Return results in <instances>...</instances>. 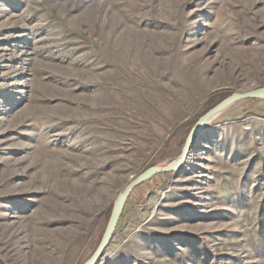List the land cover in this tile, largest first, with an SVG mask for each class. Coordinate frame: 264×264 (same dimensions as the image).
Instances as JSON below:
<instances>
[{
    "label": "rangeland",
    "instance_id": "1",
    "mask_svg": "<svg viewBox=\"0 0 264 264\" xmlns=\"http://www.w3.org/2000/svg\"><path fill=\"white\" fill-rule=\"evenodd\" d=\"M260 88L264 0H0V261L84 264L208 97ZM169 173L96 264H264L263 99L213 117Z\"/></svg>",
    "mask_w": 264,
    "mask_h": 264
},
{
    "label": "water",
    "instance_id": "2",
    "mask_svg": "<svg viewBox=\"0 0 264 264\" xmlns=\"http://www.w3.org/2000/svg\"><path fill=\"white\" fill-rule=\"evenodd\" d=\"M247 99H263L264 100V88L252 90L243 94L234 93L212 108L210 111L206 112L203 116H201L193 128L191 129L189 136L186 140L185 147L183 150V154L180 160L169 164L166 167H151L142 174H140L137 178H135L129 185L124 189L122 193H120L115 201L113 202V206L111 209V213L102 235L101 241L92 255V257L86 261L84 264H96L100 256L103 254L107 246L109 245L113 234L116 231L117 225L120 221L123 209L126 205L128 198L130 197L132 191L138 187L140 184L152 179L158 174L169 173L175 171L178 166L182 163L185 158V155L188 151L189 145L192 142L193 138L204 128V126L216 115L223 112L230 105L234 104L237 101L247 100ZM1 264V263H0Z\"/></svg>",
    "mask_w": 264,
    "mask_h": 264
},
{
    "label": "trees",
    "instance_id": "3",
    "mask_svg": "<svg viewBox=\"0 0 264 264\" xmlns=\"http://www.w3.org/2000/svg\"><path fill=\"white\" fill-rule=\"evenodd\" d=\"M229 96H230L229 94H225V93H222V92L212 93L208 97V99L205 101V107L206 108H205L204 114L206 112L210 111L212 108H214L216 105H218L220 102H222L224 99H226ZM198 119H194L193 121L188 122V125L190 126V129L193 128V126L195 125V123L197 122ZM173 176H174V173L158 174L155 177H153L152 179L142 183V185L149 186L150 188H152V190L163 188L170 182V180L173 178ZM136 200L140 202L139 205L144 203L142 195L138 192L137 187L132 191L130 197L128 198V200L126 202L125 208L127 206L135 207L136 205H138ZM110 210L111 209L108 210V213L110 212ZM122 218H123V214L121 216V219ZM120 227H121V220L118 223V226H117L116 230H118ZM256 253L259 254L260 258L264 259V250H262V251L256 250ZM0 263L3 264L1 261H0Z\"/></svg>",
    "mask_w": 264,
    "mask_h": 264
}]
</instances>
